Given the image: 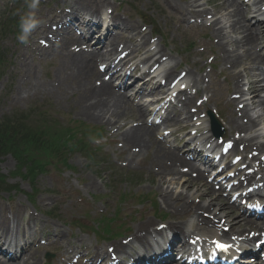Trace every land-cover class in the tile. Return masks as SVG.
Instances as JSON below:
<instances>
[{
	"label": "rangeland",
	"instance_id": "obj_1",
	"mask_svg": "<svg viewBox=\"0 0 264 264\" xmlns=\"http://www.w3.org/2000/svg\"><path fill=\"white\" fill-rule=\"evenodd\" d=\"M10 1L14 0H0V17L6 13L10 8L11 4ZM43 1V2H42ZM46 1H51V0H40V7L39 10H43L44 15L41 17L44 18L42 20V23L40 26L43 24L48 23V9L46 8V5L44 3ZM139 3V9H141V12H146L148 11L150 13V16L146 18L147 20H151L158 22L160 26L162 27L161 29L166 30L168 33V38L173 40V45L170 46L171 50L179 48H185L184 50V57L187 59H190L191 63H198L202 64V62L205 60V57H208L209 54L207 55H200L198 54V51L200 48L201 39L197 35L202 32L201 27H194L192 24L186 25L185 23L183 25H179L180 22L177 21V16L176 14L177 11H168L167 7L165 6V3L162 0H137ZM176 6H181L185 4H189L190 0H171ZM16 4L13 5V9L16 10V15L17 17L20 16L25 10H26V5L22 6L18 3V0L14 1ZM42 2V3H41ZM200 4V8H205L207 7L208 10H210V13H218L221 15L222 13H226V10H221L220 12H217L218 5L213 2V0H198L197 4ZM8 6V7H7ZM51 8L57 7V4H50ZM62 6V3L60 4ZM190 6V5H188ZM217 6V7H216ZM185 8V6H183ZM182 7V11H184V8ZM146 8V9H145ZM192 9V7H191ZM39 15V14H38ZM212 15V14H209ZM41 16V15H39ZM206 17V16H205ZM17 35L15 34H10L8 36L7 41H10L13 46L10 48H6V51L8 53V59L11 60V66L8 67L9 70L5 72L4 76L0 80V98L2 100L7 99V104H4V109L5 113H9L15 109H23L26 111H31V115L34 116H40L42 117L43 115L37 111L34 110V107L37 105H42L47 108V112L56 116V118L59 120L61 123H66L70 119L75 120H80L82 123L89 124L90 126L94 127H101L103 130L106 132L107 136V131H114L116 128L110 127L109 121H97L96 119L89 118L87 116L81 115L79 113V106L77 105V100L79 98V95L84 92L79 86L76 84H71L69 83L68 86H59L57 85L58 83L60 84V80L53 81L54 80V75L56 72V67L59 66L60 60L58 57L54 58H44L40 59V55L37 52H33V45H22L18 42L17 40ZM33 39H31L32 41ZM193 40H196V46L192 49H190V46L188 45L190 42H193ZM175 41V42H174ZM29 45V47H28ZM28 48L29 54V62L32 61L36 67V70L39 69V73L41 74L42 80H46L48 87H44L43 90H39L37 93H25L26 97L24 99L18 100L15 99L13 100V93L17 89L16 87L22 83L18 82V77L19 75L17 74V77L14 81L13 84L11 83L12 76L10 72H13V70H20V67L18 65H15L16 59H17V54L20 52L26 51ZM187 51V52H186ZM34 53L35 56H31V54ZM204 54L203 52H201ZM59 56V55H58ZM177 61H181V57L178 56ZM39 64V65H38ZM39 66V67H38ZM183 68H187L188 66L185 65L184 63L182 64ZM241 68V67H240ZM58 82V83H57ZM229 82H231L229 80ZM53 83V85H51ZM27 84V82H25ZM54 86L56 87L54 90ZM12 87L11 91L13 90L12 95L8 98L7 96L4 97L3 92H6V90ZM9 90V89H8ZM7 90V91H8ZM10 91V93H11ZM85 94V93H84ZM230 94V91H229ZM220 93H217V97H219ZM82 96V95H81ZM227 97L226 95L224 98H220L218 100L220 102L219 107H221V111L226 119L230 118V115L232 114L231 112V106L229 103H227ZM218 99V98H216ZM3 103V102H2ZM128 111V110H127ZM2 112V111H1ZM137 114V113H134ZM129 116V115H128ZM128 116H124L123 119H120L117 117H112L113 123L117 121L120 123L121 121L124 120L126 121V118ZM131 119V118H130ZM128 119V120H130ZM130 124L131 121H130ZM112 128V130L110 129ZM251 133V131H250ZM229 136V133H228ZM108 138V136H107ZM101 143H103V139H101ZM105 151L110 153L109 159L111 160V164H114V166H119L120 168H117L116 170H112L111 173L112 177L115 178L116 184H112L110 187L109 184V167H95L92 163H90L89 160L82 154V153H75L73 154L70 159V162L75 165L76 169L70 172L64 173V170L58 171L54 170L53 173L50 174H44L40 176L39 178V185L41 188H47V192L39 193L37 195V200L40 204L37 202L35 203V206L28 202V198L25 197V194H20L19 197L21 198H16V203L19 206H23L26 209L30 210L34 214H44L48 208H44L45 206H52V208H55V206L58 207L56 210L59 211L63 215H59V217H56V219L53 218V222L58 224L59 226L67 229L63 223L68 221L70 217L74 215H82L85 213H89L91 215H98L100 211L104 210L108 216L110 214H114L119 202L117 201V196L119 195L120 191L123 192H128L130 193V196H134L135 199L129 198L128 203H123L122 206L124 207V210L128 214H133L134 216L138 215V212L149 210V205H151L150 200H147L144 204H140L137 199H141L144 195L151 196V198H156L159 203L160 210L163 209L164 212H172L171 207H166L164 206L161 198V189H160V176L156 174V172L160 171L159 166H154L148 165V161L152 162V157H153V151L155 147H153L148 154L144 155H139L140 157H144V163L142 165H136L134 163L129 162H124L125 155L127 154L126 151L123 150L122 147H117L113 146L110 147L108 142L103 144ZM16 165L15 159L13 156L7 154L1 157L0 159V168L1 171L6 174L9 177V181L12 183L20 184L23 189L27 190L26 188L29 187V184L25 181H23L20 177H12L11 172L14 170ZM126 165V166H123ZM151 168V169H150ZM52 168H50L51 170ZM134 172L138 174L139 181L141 183L134 184L130 182L128 179L127 181L125 180V177L123 175H126L129 172ZM109 173V175H108ZM61 184L65 191H67L65 194H63V199L60 204H57L58 199L57 196L52 195L48 192H52V188L55 186H59ZM202 184V183H201ZM174 185L171 184L170 187L172 188ZM163 186L166 188L168 184H163ZM116 187L115 191H113L111 188ZM50 188V189H49ZM192 191L196 190V187L191 188ZM8 193V192H4ZM18 194V193H17ZM54 194V193H53ZM96 194H109L110 197L108 199L109 204L106 205L105 203L100 202L98 198H95L97 196ZM0 202L4 203L6 206H9L10 204L6 199H0ZM150 212V211H148ZM151 213V212H150ZM173 215V213H172ZM121 216H125L123 212L121 213ZM118 217H120V214H118ZM152 218L153 220H157L154 216L148 215L146 218ZM46 221V218L43 217ZM144 219L140 217H135L128 219V224H131V226L136 227L137 224L140 222H144ZM118 223L121 222L120 220L117 221ZM33 224V223H32ZM50 230V228H47ZM52 230H55V227L52 228ZM74 235L76 234L78 236L77 241H73L72 245L68 248L71 249L72 246H77L79 245L80 239L84 241L82 245H84V248L86 246H96L98 243L94 236V234H87L80 230L79 228H74L73 230ZM72 238L71 236L69 237H64L63 243L65 245L68 244V241ZM108 242L104 243H99L100 245L104 244L107 245ZM44 255L45 251H40L39 252V262L36 264H43L44 262ZM52 264L55 262L60 263V259H58V255H56L52 260Z\"/></svg>",
	"mask_w": 264,
	"mask_h": 264
},
{
	"label": "bare ground",
	"instance_id": "obj_2",
	"mask_svg": "<svg viewBox=\"0 0 264 264\" xmlns=\"http://www.w3.org/2000/svg\"><path fill=\"white\" fill-rule=\"evenodd\" d=\"M162 1L169 8H171V1ZM193 1L196 2L197 0ZM261 1L262 0H255L253 2L254 4L252 5L247 4V2L242 0H222L220 8L224 10L232 8V10H229L226 14L216 18L209 26L212 28L214 25H220L219 28L214 29V33L220 40H222V42L219 43V47L221 49L220 54L222 55V61L225 65L227 64L229 68H236V66L242 63L248 64V67L245 66V68L249 70L250 76L248 82H245V85H247L246 89L243 88L244 85L242 82V76L239 71L232 72L234 79L233 86L222 88L224 91H227L228 89H234V93L240 96L238 99L234 98L230 101L232 104V114L230 115V118L227 122L230 130L234 129L240 133L251 131L259 124L263 123L264 125V97H260L261 92L264 90V80L261 78V76L264 75V69L258 67V64H261L262 61H264V49L260 50L261 44L264 43V27L262 28L264 25H262L263 22H258V26H255L253 23L249 22L248 15V12L252 11L253 6L257 7V11H262V7L258 6V3ZM74 5L76 7L82 6L84 5V1L76 0ZM89 12L94 13L95 11L93 9H89ZM205 14V12H198L196 15L203 16ZM61 16L62 18L67 19L66 14ZM245 21L249 23H246ZM97 28L98 27H96V29ZM106 30H108V28ZM70 38L80 40L75 36H71ZM228 38H230V40H228ZM226 39L227 41L225 43L224 40ZM78 40H72L70 42L64 40V43L62 42L57 46H53L55 48L53 53H57L59 51L61 59L63 58L58 70L55 73V81L60 80V84L57 82V86H68L69 83L76 84L82 90H84V92L81 94L82 96L79 95L77 100L79 113L89 118L96 119L97 121H109L112 126L114 124L117 125L118 122L115 121L113 123L112 117H117L120 121V119H123L124 116H128L130 114V111H127L129 107L126 103V95H118L114 91L113 85L111 83H105L98 86L92 82V77L98 74L96 60L100 56L104 59H108V55L111 53V50L115 48V40L110 43V49L106 53L102 52L101 49H96L90 53L84 51L76 52L67 50L68 48H66V44L70 46L73 42L77 43ZM237 47H243L244 50L240 52L237 50ZM50 49H46V52L48 53ZM64 51L67 54L66 56H64ZM42 53L43 55L47 54L45 52ZM20 63L21 70L23 71V73L20 74V77L26 73L28 79L30 77L31 79L27 81V84H24V92L21 95L18 93V99L22 98L25 92H28V90L31 88H33L34 93H36L37 91L42 90V88L48 87L47 82H41L39 78L35 79V84L31 83L32 78L35 75L33 65L29 62L23 61L19 62V64ZM190 75L193 79L194 74L192 71L190 72ZM51 85H53V83H51ZM195 86L197 87L196 94L188 95L184 102H181L180 98V102L183 103L182 107H184V111L185 108L187 109L193 102L194 97L197 94H201L203 91L201 83H199L198 79L192 80V87ZM55 88L56 87L54 86L53 90ZM240 103L243 104L242 107L238 106ZM139 112L141 117H144L145 110L143 107H140ZM186 118L187 120H191V112L187 111ZM245 118H247V120H244ZM124 125L125 123L120 124L119 130L122 129ZM157 131L158 126L150 127L145 124H140L138 126H129L128 129L121 132V136L126 143V146H138L140 147L142 154H144L146 150H151L154 147V144H156V147L153 151L152 162L150 163L151 165L154 164L155 166L160 167L158 174L160 175L161 182L166 181V177L170 175L175 176L174 179L176 180H182V177H184L182 180L183 182L181 183L182 185H185V183L192 185L199 180H203L205 172H207L208 169L206 167L203 168L202 163L191 161L187 157L189 152L187 153L183 149L176 150L172 149L171 147L164 146V143L162 144L161 140H157L155 136ZM240 137L242 139L238 141L236 146L234 145L235 149L239 143L247 142V148L250 151L254 150L255 147L257 150H264V127L260 131H257L256 133L247 137H243L242 135ZM192 141L195 142L197 139L193 138ZM191 152L194 154V156H197L193 150H191ZM134 156L135 154H133V157ZM184 165L189 167V170L192 172V174H196L194 179L185 176V173L183 172L185 170H181V167ZM190 185H188V187ZM210 189L213 191L212 185L210 186ZM161 196H163V202L166 204H168L170 200L174 198L172 194H169L168 192L165 193V191H163ZM188 197H190L189 193L182 191L178 195V201L185 202ZM183 207H188V204L184 203ZM16 213L19 212L17 211ZM14 227H19V225L14 224ZM6 229L10 234L12 231L11 222L9 219L4 217V215H2L0 218V233L3 231L7 232ZM25 232L28 233V230ZM7 242L9 246L21 248L26 245V243L24 245L21 243L13 245V243L16 241H14L13 237L9 238L7 235L4 237L3 241L0 237V245H4L3 247H6ZM30 251L31 250L27 251V255ZM33 257L34 255L32 258ZM35 262L36 260H34L33 264H35ZM24 264H29V262L26 261Z\"/></svg>",
	"mask_w": 264,
	"mask_h": 264
},
{
	"label": "clouds",
	"instance_id": "obj_3",
	"mask_svg": "<svg viewBox=\"0 0 264 264\" xmlns=\"http://www.w3.org/2000/svg\"><path fill=\"white\" fill-rule=\"evenodd\" d=\"M26 10L20 14L18 20L17 40L22 45H27L34 31L42 23L39 17L40 0H25Z\"/></svg>",
	"mask_w": 264,
	"mask_h": 264
},
{
	"label": "trees",
	"instance_id": "obj_4",
	"mask_svg": "<svg viewBox=\"0 0 264 264\" xmlns=\"http://www.w3.org/2000/svg\"><path fill=\"white\" fill-rule=\"evenodd\" d=\"M15 147V143L14 141H11L10 138L7 136V132L4 131H0V149H8V148H14Z\"/></svg>",
	"mask_w": 264,
	"mask_h": 264
},
{
	"label": "snow or ice",
	"instance_id": "obj_5",
	"mask_svg": "<svg viewBox=\"0 0 264 264\" xmlns=\"http://www.w3.org/2000/svg\"><path fill=\"white\" fill-rule=\"evenodd\" d=\"M217 247L221 248V249H227L229 246L226 244H223L221 242H217Z\"/></svg>",
	"mask_w": 264,
	"mask_h": 264
}]
</instances>
